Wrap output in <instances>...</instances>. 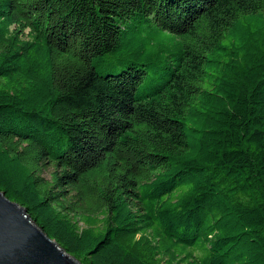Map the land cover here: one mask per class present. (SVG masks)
<instances>
[{
	"label": "trees",
	"instance_id": "16d2710c",
	"mask_svg": "<svg viewBox=\"0 0 264 264\" xmlns=\"http://www.w3.org/2000/svg\"><path fill=\"white\" fill-rule=\"evenodd\" d=\"M0 191L81 264H264V0H0Z\"/></svg>",
	"mask_w": 264,
	"mask_h": 264
},
{
	"label": "water",
	"instance_id": "95a60500",
	"mask_svg": "<svg viewBox=\"0 0 264 264\" xmlns=\"http://www.w3.org/2000/svg\"><path fill=\"white\" fill-rule=\"evenodd\" d=\"M0 264H81L0 191Z\"/></svg>",
	"mask_w": 264,
	"mask_h": 264
},
{
	"label": "rangeland",
	"instance_id": "374dc122",
	"mask_svg": "<svg viewBox=\"0 0 264 264\" xmlns=\"http://www.w3.org/2000/svg\"><path fill=\"white\" fill-rule=\"evenodd\" d=\"M47 175V174H46Z\"/></svg>",
	"mask_w": 264,
	"mask_h": 264
}]
</instances>
